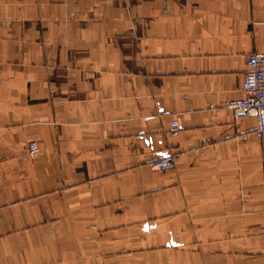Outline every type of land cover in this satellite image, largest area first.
<instances>
[{"label":"crops","instance_id":"0c3cea01","mask_svg":"<svg viewBox=\"0 0 264 264\" xmlns=\"http://www.w3.org/2000/svg\"><path fill=\"white\" fill-rule=\"evenodd\" d=\"M255 52L264 0H0V264H264Z\"/></svg>","mask_w":264,"mask_h":264},{"label":"built area","instance_id":"2783aa9c","mask_svg":"<svg viewBox=\"0 0 264 264\" xmlns=\"http://www.w3.org/2000/svg\"><path fill=\"white\" fill-rule=\"evenodd\" d=\"M243 98L231 101L226 108L233 113L235 121L253 117L257 120L255 137L264 143V52H255L247 56V71L242 83ZM172 128L178 129L177 121L172 122ZM28 155L37 158L43 150L36 141L30 142L27 148ZM176 167L174 155L164 156L151 164V168L160 173L171 172Z\"/></svg>","mask_w":264,"mask_h":264}]
</instances>
